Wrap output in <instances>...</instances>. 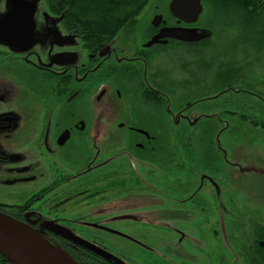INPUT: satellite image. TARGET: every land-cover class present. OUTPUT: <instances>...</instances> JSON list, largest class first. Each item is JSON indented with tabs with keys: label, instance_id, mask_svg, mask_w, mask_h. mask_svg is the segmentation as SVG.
Instances as JSON below:
<instances>
[{
	"label": "flooded vegetation",
	"instance_id": "flooded-vegetation-1",
	"mask_svg": "<svg viewBox=\"0 0 264 264\" xmlns=\"http://www.w3.org/2000/svg\"><path fill=\"white\" fill-rule=\"evenodd\" d=\"M171 2L98 45L65 11L0 0V211L81 264H264V0H201L191 22ZM218 35L249 57L178 77L166 55Z\"/></svg>",
	"mask_w": 264,
	"mask_h": 264
},
{
	"label": "water",
	"instance_id": "water-1",
	"mask_svg": "<svg viewBox=\"0 0 264 264\" xmlns=\"http://www.w3.org/2000/svg\"><path fill=\"white\" fill-rule=\"evenodd\" d=\"M38 2L39 0H35ZM189 13L193 18L187 21H195L202 11L201 0H172L171 9L176 16L183 19V14ZM36 6H31V15L35 13ZM32 35L35 23L32 16ZM171 37L184 41H198L208 37L204 31L197 29H172L168 34ZM153 38L147 45L157 41ZM35 43V37L30 39ZM0 255L11 264H81L71 255L63 251L56 244L46 239L36 229L5 212L0 211Z\"/></svg>",
	"mask_w": 264,
	"mask_h": 264
},
{
	"label": "trees",
	"instance_id": "trees-1",
	"mask_svg": "<svg viewBox=\"0 0 264 264\" xmlns=\"http://www.w3.org/2000/svg\"><path fill=\"white\" fill-rule=\"evenodd\" d=\"M49 8L65 11L66 23L76 26L88 43L104 44L137 16L150 0H48Z\"/></svg>",
	"mask_w": 264,
	"mask_h": 264
},
{
	"label": "rangeland",
	"instance_id": "rangeland-1",
	"mask_svg": "<svg viewBox=\"0 0 264 264\" xmlns=\"http://www.w3.org/2000/svg\"><path fill=\"white\" fill-rule=\"evenodd\" d=\"M39 2H41V5L44 3H47V8H49V1L46 0H39ZM44 2V3H43ZM45 7V6H44ZM52 10V9H50ZM214 14V13H213ZM209 14H205L204 18H202V22H208L209 19ZM127 26V25H126ZM124 26L121 31L126 27ZM233 27H231L232 29ZM234 31V34H229V36H227L225 34V37L230 40L233 41H237V31L236 29H232ZM120 31V32H121ZM232 32V31H231ZM119 33V32H118ZM117 33V34H118ZM214 44L209 47V48H204L203 46H193L191 50H188V55L186 54V51H183V49H176L174 53H171L169 55H166L167 57L173 58V63L171 64V66L173 67V71L177 72V76H181L179 72L184 71V69L182 70L180 66H184L185 62L188 60V80H191V76L192 75H198L199 73H204L207 72V65L212 69L210 72L214 73L217 72V66L218 63L220 64L221 60L219 59L220 57L222 58V56H224V53H226V55L224 57H228L229 55H231L232 57H236V56H240L241 58L244 56L249 57V48L248 45H243V44H238L237 47H228L226 44V41L220 36H216L214 39ZM225 51V52H224ZM223 52V53H222ZM228 55V56H227ZM188 57V59H187ZM176 76V77H177ZM195 78V77H193ZM191 87V86H188ZM192 88H194L192 90V93L195 91L196 88H202L201 86H196L192 84ZM204 94L203 91L199 90L196 92V95L191 97V99H195L197 97H200ZM188 101H190V99L188 98ZM195 133V130H192V132H188V136L191 134ZM192 134V135H193ZM197 135V134H196ZM240 137H248L251 136L249 129L247 128H242L240 129V135H237Z\"/></svg>",
	"mask_w": 264,
	"mask_h": 264
}]
</instances>
